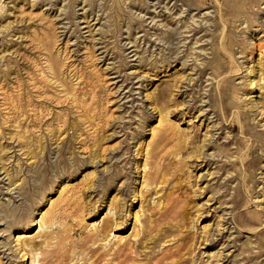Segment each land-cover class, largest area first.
<instances>
[{
    "label": "rangeland",
    "instance_id": "374dc122",
    "mask_svg": "<svg viewBox=\"0 0 264 264\" xmlns=\"http://www.w3.org/2000/svg\"><path fill=\"white\" fill-rule=\"evenodd\" d=\"M99 1L0 0V264H56L40 253L58 242L60 264L118 246L128 264H264V0ZM52 70L69 95L36 99ZM31 84L48 122L18 129L3 100Z\"/></svg>",
    "mask_w": 264,
    "mask_h": 264
},
{
    "label": "bare ground",
    "instance_id": "6f19581e",
    "mask_svg": "<svg viewBox=\"0 0 264 264\" xmlns=\"http://www.w3.org/2000/svg\"><path fill=\"white\" fill-rule=\"evenodd\" d=\"M65 1L66 0H61V2L63 4ZM101 1H104V0H100L99 1L100 3H98V5H96V7H95V9L98 10V13L100 11L99 5H101ZM159 5H160L159 3H156L154 6L159 7ZM5 7L6 6H4V8ZM129 7H130V4H129ZM82 11H83V9H82ZM90 11H92V9H90L89 12ZM62 14L65 15L66 11L63 10L62 13L60 11V15H62ZM91 15H94V14L91 13ZM7 16L8 15H6V16L4 15L3 8L0 7V20L3 18H6ZM95 17H96V15H95ZM82 18H83V20H86L88 18L87 14L85 12H84ZM56 22H59V21L57 20ZM100 22H101V16H100V19L97 20V25L103 26V24H100ZM57 27L58 28H55L56 31L58 29H63L61 27V25H59ZM9 29H10V26H6L5 29L0 28V39L4 38L5 35L11 33V30H9ZM98 31H100V30L98 29ZM60 36H62V34H60ZM60 36L56 37V38H60ZM162 42H164L163 44L166 45L167 49H170V50H176L177 48H179V45L181 44V42L179 41V36L177 34L171 35L170 37L163 40ZM1 60L2 59L0 58V64H1ZM52 71H53L51 74L52 80L44 83V85L40 88V89H43L44 92L41 93L39 96L36 95V94H38L37 93L38 90H35V88H36L35 84H31V86H32L31 89H29V87H27L25 85H19V86H17V90H18L17 92L18 93L12 99L3 100V101H5L3 104V106L5 107V110L11 111L13 113V116H14L13 120H14V123L18 129L21 128V126L23 127L24 124L26 125L25 129H31V127H34V126L40 127L42 125H46L48 120H45V115H44L45 112H44V110H40V109L35 108V104L38 103L35 100L40 99V98H42V96L46 95L48 92V89L53 88V87H57V88H61L62 92H66L67 94L69 93V89L66 87V82L63 81V79H59L60 75L58 73V70H52ZM0 79H3L2 83H4L5 79H6V75L5 74L0 75ZM52 81H54V83H52ZM48 84H50L51 87L48 86ZM32 94L37 96L36 99H34ZM216 94H217V97H221L222 94H224V92L222 90H217ZM52 100L54 102H59L60 99L53 97V98H51V101ZM208 100H210L209 103L211 101L214 102V100L211 99L209 96H208ZM221 110H222L223 114H227L229 109L227 108V106H225L221 103ZM26 113H30L32 115H30V114L27 115ZM57 124L60 125V128H62V127L64 128L67 123L65 121L61 120V118L59 117V119L57 120ZM47 126L49 127L51 125L47 124ZM166 133H167L166 131L161 130V134L160 135L158 134L157 136H155L152 139V143L149 145L150 150L146 154V160H150L151 164L154 162V160L156 158L159 157V154H157L158 156L156 157L155 153H157V151L159 149H161L160 148L161 144L164 141H167ZM24 139H25L24 147L27 150H29L30 153H32L34 151V149L43 148L42 147L43 145H41L39 142H33V139L30 136H28L27 138H24ZM31 149H32V151H31ZM249 164H250V162L246 161L243 165L249 166ZM147 165H148V162L145 163V166H147ZM152 183H154V182H152ZM171 197L172 196L169 195L166 198V200L163 203H161L162 207L160 209H158V215L161 219L173 215V212L175 209V200L173 199L174 197L173 198H171ZM158 205H160V204H158ZM243 215H245V214L239 213V214H237V216L235 218H233V221L236 223V225H238L237 218H240ZM0 216H1V212H0ZM118 219H119V216H116L115 219L112 220V222L113 223L115 222L117 225ZM153 228L157 229L158 227L154 226ZM106 229H107V226H104L100 230L96 231L95 235H94L95 238L97 239V238L101 237V234H103ZM183 239H184V237L182 238V240ZM91 240H93V236L85 237L81 241L80 246L78 247L79 248L78 252L81 253V251L82 252L85 251L87 242L91 241ZM182 240H180L181 243L179 245H177L176 248L179 251L184 252L186 249V243H183L184 241H182ZM211 244L213 245V244H215V242H213V240H212L210 242V245ZM63 245L64 244H61V242L60 243L58 242L51 251H49V252L41 251L40 254H41V258H42V263H44V262L49 263L53 258H55V260L57 259L56 264H60L61 261L62 262L65 261L67 259V253L70 250L71 246H69L67 248L66 245L65 246H63ZM131 250H134L135 251L134 253H136V248L133 246H131L129 248V250L125 249L124 246H118L117 249L115 250V252H113L112 254H109V252H107V254H100V253H98L97 250H90L92 258L94 259L92 264H101L102 262H108V263H113V264H128L129 261L127 259L126 251H131ZM164 256H165V254L159 258L153 257L151 259V263H153V264L162 263V261L165 260Z\"/></svg>",
    "mask_w": 264,
    "mask_h": 264
}]
</instances>
